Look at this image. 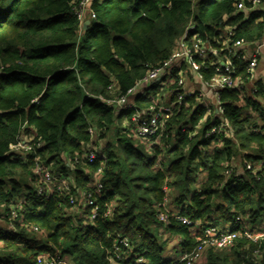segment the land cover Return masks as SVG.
I'll list each match as a JSON object with an SVG mask.
<instances>
[{
    "label": "clouds",
    "instance_id": "1",
    "mask_svg": "<svg viewBox=\"0 0 264 264\" xmlns=\"http://www.w3.org/2000/svg\"><path fill=\"white\" fill-rule=\"evenodd\" d=\"M51 0H44V7L47 8ZM93 0H62L64 10L73 13L76 19L72 24L64 27H51L47 20H37L33 23L35 28L32 31H25L27 42L19 48V52L14 55L8 63L0 62V72L8 70L10 67H25L28 70L35 71L37 68H47L49 71L55 70V65L51 61L33 64L21 58L22 53H27L33 47L32 41L35 40L39 44L51 43L58 39L61 32L68 30L70 27L73 36L72 39L76 42V49L69 57L62 58V63H71L78 56L84 55L79 52V46L82 37L85 35L84 28L91 27L92 20H101L104 23L113 21L117 16L122 19H127L128 14L124 11L120 13L112 12L110 9H104L101 12L93 11L89 8ZM101 8H103V0H97ZM119 0H113V4ZM163 2V0H158ZM171 7V0H167ZM247 3L248 7H245ZM195 0H192L194 6ZM83 5V8H81ZM237 10L244 9L245 19L247 12L254 8L264 9V0H238L233 4ZM40 15L39 9L35 12ZM51 15L52 13H47ZM226 19V16L224 17ZM220 20L218 23H222ZM264 22V17H261L257 23ZM205 23H213L211 20H206ZM31 26V25H30ZM191 26V25H190ZM234 26V25H233ZM115 32V27L112 29ZM261 38L264 39V28L259 30ZM226 33H231V27L226 29ZM224 35L223 46L229 49L228 56H220L221 48H211L205 45L203 41L194 43L195 51H199L202 55H206L205 48L217 53L214 60L203 65L206 68H212L213 65L224 64L228 72L235 70V65L231 63V56L236 54V47L230 44L229 37ZM253 36L255 33L252 34ZM206 38L211 37V33H205ZM221 43L217 37H212ZM91 44V41H87ZM187 47V46H185ZM251 49H246L244 55L247 56ZM163 55V54H161ZM187 57V66H182V71L176 79L162 81L163 87L154 94L151 103H137L135 100V92L143 91L148 83L153 79H158L160 75L170 73L168 65L164 63L163 58L159 60L153 59L150 63L146 60H141V64H147L149 71L155 70V76L149 75L148 72L140 70L133 72L129 66L119 73L120 79L124 83V91H121L119 82L114 81L110 86L105 87L103 83H95L93 77H79L74 84L68 87L73 88V96L65 97L61 103L57 105L54 113H39L44 117L45 123L36 125L38 132L32 137L23 134V129L32 127L28 123L27 113L17 120L13 127L16 131L11 137L0 138V146L7 145L3 150L5 152L15 150L24 157L23 163L28 167L20 170L16 169L9 171L5 168L3 175H17L23 178V182L30 183L33 186L35 196L46 199L48 195H55L59 198L67 197L70 208L61 209L50 218L46 228H39L34 224L25 222V204L23 193L27 190L21 187L15 193L12 192V186L5 184L0 186V230L10 229L12 231H25L32 236H35L40 242H46L51 245L54 252L49 253V264H57L55 259L59 256L63 247L67 246L69 241H72V234L79 226L77 217L82 215L84 207L92 204L102 195V190L105 187H112L117 182V178L123 176V182L116 189V196L111 199L103 208L97 205L92 209L86 222L94 223L92 217H96L102 213L103 221H115L114 227L106 230L104 240L98 243L84 244L80 241H72L80 244V250L76 254L79 260L76 264H97L99 257L104 259L100 264H124V261L131 254L133 248H139L142 244L145 249L151 250V245L147 241L142 240V233L136 231L135 224L129 229H125L128 224L127 219H121L120 213L128 208H135L138 222L155 233L156 244L164 248V255L176 257L178 264H261L264 261V233L257 236L249 237L247 229L251 226L249 217L251 213L249 208L256 206V198L258 193L264 191V161L259 163H251L244 159L243 153L246 151H258L255 144L251 146L241 147V144H248L247 132L251 130V124L258 119V112L245 104L244 96L250 95L247 88L240 94V97L234 100L241 106L239 113L241 120L245 112H251L253 120L246 123L237 124L233 118L236 114H226L225 110L219 107L221 101L217 99L216 104L203 115L202 118H191L192 109L196 103H210L207 101L206 94L196 97L184 104L181 107V101L184 100V95L188 92H193L199 88L201 84L209 86L213 90V94L218 96L215 89L220 87L232 88L237 83H244V80L233 81L230 76H219L216 78L217 83L211 84L209 79L196 72L195 61L187 52L183 53ZM264 56V54H262ZM95 58V57H93ZM107 72V69H105ZM215 71L219 72V68ZM39 75H46L44 71L38 72ZM109 77L113 76L108 73ZM143 77L141 86L135 87V80ZM255 76L252 77V80ZM2 83V81H0ZM193 83V88H187L186 84ZM251 87H257L251 80L248 81ZM79 85V89H77ZM47 87V81L40 88L28 89L26 86H17L15 93L0 92V96L7 95L14 100L13 107L23 106L27 109L28 105L36 100H39L43 95L44 88ZM176 88H182L185 91L172 99V93ZM103 93V94H101ZM113 93H116L119 98L113 99ZM96 95L104 104L112 105L110 109H105L103 105L95 106L96 111L88 109L81 105L80 101L83 95ZM261 100V107L264 108V96H258ZM80 105V112L83 114L77 125L68 126L65 136L68 138H76L80 141V147L72 148L60 140V129L64 127L63 117L71 108ZM131 106V107H130ZM125 107L128 115H121L120 108ZM168 114H164V110ZM4 110L0 108V111ZM181 112V115H177ZM219 117V123L216 126H210L207 131H204V125H211L212 118ZM187 121V123H185ZM47 123L55 125L49 129ZM264 123V121H261ZM83 125V127H80ZM184 127V142L180 145L178 152H170L169 149L176 144L180 137L177 135L178 129ZM80 127V131H77ZM191 128L192 131H188ZM242 129L238 133L237 129ZM88 135H84V132ZM40 132H43L44 138L40 137ZM215 135L216 139L210 144H201L199 146V154L193 158L190 154L196 140L208 138ZM52 137L57 140V145L50 149L46 155H36L34 161L29 162L26 153L35 154L36 148L41 143H46L47 138ZM225 138L231 141L226 144ZM15 139H19L20 143H16ZM117 139L121 142L117 143ZM33 141L30 146H22L23 141ZM111 141V145L108 142ZM125 144L134 145L135 149H139L143 153L137 158L130 151L125 150ZM155 145L156 147H153ZM228 148L231 154L225 155L219 160L217 167L223 168V178L216 180L213 173L205 171L200 167L202 161L212 163L215 159V150ZM58 153L57 162L49 167L44 164L47 155ZM109 153H115L110 156ZM209 153L210 155H206ZM98 154H103L104 159L100 162L99 168H92L85 160L94 161ZM264 154V153H262ZM149 157L154 158V162L149 161ZM177 157H183V160L178 161V164L169 168L172 161ZM62 158V159H61ZM110 161H116L113 165ZM149 163L150 166L145 168L144 164ZM60 164L67 166V172L63 175L59 174ZM83 169V173L78 176L76 169ZM246 168H254L248 178L259 182V186L254 191L246 193L250 197L248 203H241L239 207L230 204L220 194L212 198L209 203L211 208L207 209L198 219H191L189 215H180L177 207V197L184 193L188 195L186 190L195 188L199 190L204 186L223 188L224 183L232 176L241 172H246ZM188 169H192L190 175L197 177L196 184H188L184 177ZM257 173H260L257 175ZM38 174V178L36 177ZM86 174L90 179L85 181L82 176ZM134 175L144 177L159 176L158 182L154 185L149 179L145 182L146 187L155 188L151 193L141 187L136 189L135 184L138 181H133L131 178ZM213 183L208 184L209 179ZM107 182V183H105ZM160 189H163L161 194ZM144 196L147 203H142L140 197ZM243 200V197H241ZM10 201H14L10 202ZM190 204V200H186ZM217 204H221L220 211H215ZM30 208V205H29ZM71 215L72 220L70 225L63 231L66 236L57 238H48V233L54 231V225L57 223L56 216ZM235 216L236 221L242 223L243 227L240 232L227 236L229 221L227 217ZM211 217V219H209ZM169 224H176L185 229V231H172L168 228ZM19 225V227H18ZM217 233L221 234L220 239L217 238ZM223 239L225 247H220V240ZM184 242V243H182ZM60 264H67V260L61 261ZM137 264H152V260L145 256L139 257Z\"/></svg>",
    "mask_w": 264,
    "mask_h": 264
},
{
    "label": "trees",
    "instance_id": "2",
    "mask_svg": "<svg viewBox=\"0 0 264 264\" xmlns=\"http://www.w3.org/2000/svg\"><path fill=\"white\" fill-rule=\"evenodd\" d=\"M237 2L238 0H195L193 6L192 0H171V7H169L167 0H163L162 3L158 2V0H119L115 4H113V0H103V8H101L97 0H93L89 7L93 11L101 12L104 9H110L115 13L124 11L128 14V18L122 19L117 16L109 23H104L101 20H92L91 27L84 30L85 35L82 37L79 46V52L84 53V55L78 56L71 63H62V58L69 57L77 47L76 42L72 39L73 32L70 27L68 30L61 32L58 39L54 42L41 45L33 40V47L27 53H22L21 58L33 64L51 61L55 65V70L49 71L45 67L32 71L25 67H10L8 70L0 72V81H2L0 83V92L5 93H15L17 86H26L28 89L40 88L47 81V87L44 88L43 95L40 96L39 100L29 104L27 109L23 106L13 107L14 100L11 97L7 95L0 96V108L4 109L0 111V138L11 137L16 131L13 124L25 113H27L28 123L33 126H26L23 131L26 134H36L38 132L36 125L45 123L44 117L39 115V113H54L63 98L72 97L73 88L68 86L74 84L78 76H91L93 81H90V83H103L105 87L116 81L119 82L121 91H124V83L120 79L119 73L125 66H129L134 73L140 70L148 72V65L141 64L140 61L146 60L150 63L153 59L159 60L163 58L164 61L167 60L190 25L193 30L189 36L198 35L214 48H224V35L222 33H226V29L229 27L233 31L232 39L234 41L244 40L246 43L252 44L262 40L259 30L264 28V22L258 24L257 21L263 17V9L255 8L248 11L245 19V11H237L233 7V4ZM43 5L44 0H0V62L8 63L19 52V48L27 42V37L24 35L25 31L30 32L36 27L33 23L34 21L47 20L51 27H64L65 25L70 26L73 20L76 19L73 13L64 10L62 0H51L47 8ZM246 7H248L247 3ZM37 9H39L40 15L35 14ZM47 13L52 14L49 15ZM225 16L226 19L224 18ZM206 20H211L213 23H205ZM220 20L223 22L218 23ZM113 27H115V32L112 31ZM205 33H211V37L206 38ZM253 33H255L254 36L252 35ZM226 34L228 35L229 33ZM212 37L219 38L221 43L218 44L217 40ZM87 41H91V44L87 43ZM214 59L211 57L206 61H198L202 64L201 71L204 73L205 78L209 80L216 74L215 65L212 68H208V70L203 65ZM233 60L237 67H244L246 64L236 57ZM105 69H107V72ZM40 71H44L47 74L39 75L38 72ZM178 71L176 69L175 75L178 74ZM239 72L238 75L245 78V70ZM108 73H112L113 76L110 78ZM142 78L136 79L134 86ZM253 84L257 85V87H251L247 81L246 88L250 95L244 96L243 99L248 107L258 112V119L251 124V130L247 132L248 144H241V147L255 144L259 150L246 151L243 153V157L251 163H259L264 161V154H262L264 153V123H261V121H264V108L261 107V100L257 99V97L264 96V84L261 82ZM76 87L79 89V85ZM162 87L160 83L154 84L151 88L146 89L142 95L137 96L135 98L136 102L141 104L151 103L154 94L158 93ZM242 92L228 88L220 93L222 108L226 114H236L233 118L237 124L253 120L251 112H245L241 120L239 115L241 106L233 102L240 97ZM112 98L117 99L119 97L116 93H113ZM172 99L175 98L172 97ZM194 99L185 100L181 107ZM80 104L93 111L97 110L94 105H103L105 109L112 107V105L104 104V101L100 100L96 95L86 94L82 96ZM207 111L203 105L196 103L192 109L190 119L202 118ZM120 114L123 116L129 113L127 110H121ZM82 115L80 105H77L71 108L63 117L64 127L60 129V140L72 148L78 149L80 141L74 137H66L65 132L68 126L77 125ZM177 115H181V112H177ZM218 123L219 117H213L211 125L208 123L204 125V131H207L210 126H216ZM47 127L52 129L55 125L47 123ZM80 127H83V125H80ZM80 127H77L76 130L80 131ZM183 129L184 127L181 125L177 131L180 139L169 149L170 152H178L180 150V145L185 139ZM188 131H192V129L189 128ZM237 132H242V129L238 128ZM83 134L85 136L88 135L86 131ZM40 137L44 138L43 132H40ZM215 139L216 137L213 134L211 137H202L196 140L190 155L195 158L199 154L198 150L201 144H210ZM225 141L226 144L231 143L228 138H225ZM116 142L120 143L121 141L117 139ZM41 144L42 147L37 149L35 154L31 152L25 154L29 162L34 161L36 155L48 154L50 149L57 145V140L48 137L47 142ZM108 145H111V141L108 142ZM4 147H7V145L0 146V186L11 185L12 192L15 193L22 185L27 190L23 193L24 201L28 202L25 204L27 209L25 222L34 224L39 228H46L50 218L61 209V206L65 210L71 207L68 198H59L55 195L47 196L46 199L40 198L35 196L32 184L23 182L22 177L17 175L5 177L3 175L5 168L9 171L23 170L28 165L23 163L24 157L19 153L5 152L3 150ZM134 147L132 144H125L126 151L131 152ZM153 147L156 146L153 145ZM131 154L136 155L137 158L143 155L139 149H135ZM230 154L231 150L228 148L216 149L214 161L212 163L202 161L200 167L205 171L212 172L215 179L220 180L223 178V168L217 167V165L221 158L225 155L230 156ZM109 155L112 156L115 153H109ZM206 155L210 154L206 153ZM57 156L58 153L47 155L44 164L51 167L54 162H57ZM103 159V154H98L97 159L93 163H89L87 159L85 163L92 168H99ZM180 160H183V157H177V159L173 160L169 168H173ZM149 161L154 162V158L149 157ZM110 163L115 165L117 162L110 161ZM149 166V163L144 164L145 168ZM252 171H254V168H246V172L232 175L224 183L223 188L204 186L199 190L195 188L186 190L188 195L185 196L184 193H181V196L177 197L176 200L179 214L189 215L193 220L198 219L207 209L211 208L209 201L216 197L217 194L223 196L225 200L236 207H239L241 203L251 202L250 197L246 193L254 191L259 186V182H256L254 178L250 180L248 175H246V173L250 174ZM66 172L67 166L60 164L59 174L63 175ZM191 172L192 169H188L184 177L185 181L190 185L197 183V177L190 175L189 173ZM76 173L80 176L83 173V169H76ZM259 174L257 173V175ZM82 178L85 181L90 179L86 174ZM131 179L139 182L135 184L137 190L144 187L145 191L151 193L155 188H148L143 182L150 179L155 185L159 176L144 177L134 175ZM122 182L123 176H120L112 187H105L102 190L103 194L98 195L96 199V203L100 208H103L116 196V189ZM207 183L211 184L213 180L210 178ZM160 192L163 194V189H160ZM241 197H243V200ZM186 200H190L191 203H186ZM140 201L142 203L148 202L144 196L140 197ZM10 202L14 203V201ZM93 208L95 207H84L83 214L77 217L79 226L72 234V241H80L84 244L102 242L106 230L115 226V221H103L101 219L102 213H99V210L94 223L86 222ZM221 208L222 205L217 204L215 211H220ZM248 211L251 213L249 217L251 226L249 228L254 231L261 230L264 226V191L258 193L256 206L249 208ZM120 216L121 219L128 220L125 229H129L131 225L135 224L136 231L142 233V240L147 241L151 245V250L145 249L143 244L139 248H133L124 264H137V260L141 256L151 259L152 264H178L176 257L163 254L164 248L156 244L155 233L138 222L134 207L122 211ZM55 218L57 220L54 225L55 230L48 233V238L50 239L66 236L63 230L70 225L72 220L71 215L56 216ZM227 219L232 221V223H229L228 228L233 226L236 231L242 229V223H236L235 216H229ZM168 228L172 231L186 232L185 229L176 224H169ZM72 241H69L67 246L63 247L61 254L69 260L70 264H76V260H79L76 254L80 250V244ZM49 252H54L51 245L46 242H40L35 236L25 231L0 230V264H37L38 256ZM103 259V256L99 257L97 264H100ZM261 264H264V261Z\"/></svg>",
    "mask_w": 264,
    "mask_h": 264
},
{
    "label": "built area",
    "instance_id": "3",
    "mask_svg": "<svg viewBox=\"0 0 264 264\" xmlns=\"http://www.w3.org/2000/svg\"><path fill=\"white\" fill-rule=\"evenodd\" d=\"M89 7H90V5H89ZM245 7H246V4H245ZM81 8H83V5H81ZM237 11H244V9H240V10H237ZM263 12H264V9H263ZM263 17H264V13H263ZM192 30H193L192 26L188 27V29L186 30L185 34L177 42L176 47L173 50L171 56L167 60L164 61V63L166 65H168L169 69L171 70L170 73H166L164 75H160L158 77V79H153V81L151 83L147 84V87L144 88L143 91H136L135 92V98L137 96L142 95L146 89L151 88L154 84L160 83L163 86V84L161 83L162 81H165V80L169 79V77L171 79H175L176 76H179L180 72L182 71V66H184V65L187 66V57L183 55L184 52H187L188 55L191 56L192 60L196 62V64L194 65V67H196V72L205 77L204 73L201 71L202 64L200 62H198V61L199 60L206 61V60H208L211 57L212 58H216L217 53L209 50L208 48L204 49L205 52H206V55H202L201 52L195 51V49L193 47L194 43H199V42L203 41L205 45H209V44H208L207 41L203 40L198 35L189 36L190 32ZM228 37H229L230 44H234L235 47H236V54L234 56L230 57L231 63L233 65H235V62H234L233 58L236 57V58L244 61L246 64H245L244 67H237L235 65L236 66L235 70L232 71V72H228L226 70V66L224 64L215 65L214 66L215 69L219 68V72L215 71L216 74H215V76H213L211 78L210 82H211V84L214 85V84L217 83V80H216L217 77H219V76H230L233 81H238V80H244L245 81L244 83H237L236 86H234V87H232L230 89L244 91V89L246 88L247 81L251 80L252 83L256 82V78H257V74H258L259 68L261 66L262 60L264 59V56H262V54H264V39H262V40H260L258 42L252 43V44H248L244 40H235L234 41L232 39V37H233V31L232 30H231V33L228 34ZM185 46H187V47H185ZM211 48H214V47H211ZM221 49H222V51L219 52L220 56H228L229 55V49L227 47H224V48H221ZM246 49H251V51L249 52V54L247 56L244 55ZM176 69L179 70L177 75H175ZM206 70H208V68ZM242 70H245V72H246L245 78H243L242 76L238 75L240 73L239 71H242ZM148 74L155 76V70H151V71L148 70ZM253 76H255L254 80H252ZM141 80L135 85V87H140L141 86ZM189 84L190 83L186 84L187 88H190V87H188ZM203 86H204L203 90L196 89L193 92L186 93L184 95V100L181 101V105L187 99L196 98V97H198L200 95L206 94L207 101H209L210 103H208V104L200 103V104L203 105L204 108L209 110L212 105L216 104L217 99L221 100V96H220L221 91L224 90V89H228L227 87H220V88L215 89V91L218 93V96H217V95L213 94V90H210L209 86H206L204 84H203ZM184 91L185 90L182 89V88H176L173 91V93H172V97L176 98L179 93L184 92ZM209 95L213 96V100L209 99ZM219 107L221 109H223L221 104L219 105ZM121 110H125L126 111L127 109L125 107H121L120 111ZM164 114L165 115L168 114L166 109L164 110ZM183 131H184V129H183ZM23 134L26 135V136H29V137L33 136L32 134H26L25 131H23ZM32 142L33 141H31V140L23 141V145L22 146H30ZM16 143H20V140L17 139ZM41 147H42V144H40L39 147L36 148V150L40 149ZM10 152L18 153L15 150H10ZM94 161H89V163H93ZM249 169H251V168H249ZM36 178H38V174H37ZM48 196H51V195H48ZM96 206H97V203H96V201H94L92 204L86 205L85 208L86 207H96ZM96 217H92V219L94 220ZM236 223H239V222L236 221ZM240 231L241 230L236 231L235 229H233V226H232V227L227 229V236H232L233 234L238 233ZM247 232H248L249 237L257 236V235H259L261 233H264V226L259 231H254V230H251L250 228H248ZM220 237H221V234L217 233V238L220 239ZM220 247L221 248L225 247V242H224L223 239L220 240ZM49 253H43L40 256H38L37 264H49ZM55 259L57 261V264H60L61 261H65V260H67V264H70L69 260L67 258L63 257L62 254H60L59 256H56Z\"/></svg>",
    "mask_w": 264,
    "mask_h": 264
},
{
    "label": "crops",
    "instance_id": "4",
    "mask_svg": "<svg viewBox=\"0 0 264 264\" xmlns=\"http://www.w3.org/2000/svg\"><path fill=\"white\" fill-rule=\"evenodd\" d=\"M261 68H262V69H260V70L258 71L257 78H256V82H261V83L264 84V59L262 60ZM253 83H255V82H253ZM188 87L193 88V87H194V84H193V83H190V84L188 85ZM196 89H198V90H199V89H200V90H203V89H204L203 84H201V85L199 86V88H196ZM209 99H210V100H213V96L209 95ZM32 135H33V134H32ZM171 257H174V256H171Z\"/></svg>",
    "mask_w": 264,
    "mask_h": 264
},
{
    "label": "water",
    "instance_id": "5",
    "mask_svg": "<svg viewBox=\"0 0 264 264\" xmlns=\"http://www.w3.org/2000/svg\"><path fill=\"white\" fill-rule=\"evenodd\" d=\"M86 23H90V24H91V21H90V22H87V21H86ZM87 28H88V27L86 26L84 29L86 30Z\"/></svg>",
    "mask_w": 264,
    "mask_h": 264
},
{
    "label": "rangeland",
    "instance_id": "6",
    "mask_svg": "<svg viewBox=\"0 0 264 264\" xmlns=\"http://www.w3.org/2000/svg\"><path fill=\"white\" fill-rule=\"evenodd\" d=\"M84 30H85V29H84ZM260 69H262L261 66H260L259 70H260Z\"/></svg>",
    "mask_w": 264,
    "mask_h": 264
}]
</instances>
